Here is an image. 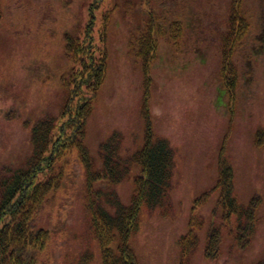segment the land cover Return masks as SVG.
Listing matches in <instances>:
<instances>
[{
  "label": "rangeland",
  "instance_id": "1",
  "mask_svg": "<svg viewBox=\"0 0 264 264\" xmlns=\"http://www.w3.org/2000/svg\"><path fill=\"white\" fill-rule=\"evenodd\" d=\"M89 42L105 70L73 101L85 97L84 156L93 173L102 172L101 143L115 131L124 159L144 146L148 124L174 148L168 202L153 210L142 204L137 229L124 232L138 264H183L180 238L192 222L187 264L264 259V0H0V108L15 104L8 118L0 111L6 181L3 165L37 164L36 149L51 148L48 132L33 145V127L62 118L85 63L77 46ZM78 142L57 151L54 177L38 189L46 200L35 199L36 217L46 239L33 264H106L98 230L115 254L123 243L105 219L118 226L117 194L130 203L141 169L135 164L114 184L108 202L99 184L105 180L88 184ZM221 155L237 198L225 204ZM91 200L105 216L93 218ZM23 210L27 220L34 214Z\"/></svg>",
  "mask_w": 264,
  "mask_h": 264
},
{
  "label": "trees",
  "instance_id": "2",
  "mask_svg": "<svg viewBox=\"0 0 264 264\" xmlns=\"http://www.w3.org/2000/svg\"><path fill=\"white\" fill-rule=\"evenodd\" d=\"M79 47V46H77ZM83 55L85 63L77 71L75 78V84L70 89V101L66 107V114L63 117L62 124L49 125L46 127L45 133L48 132V139L45 141V145L52 144L50 154L44 155L45 149L43 148L41 153H38L36 149V156L39 157V162L30 161L27 165V169L12 171L7 181H3L0 185V264H33L36 251L41 247L43 237L39 234V228H37V221L35 219L36 211L39 208L38 203H34L36 198H41L45 194L44 191L38 193L40 186L44 184L48 179L54 177V168L51 166L52 154L51 152L60 150L67 144H73L78 142V148L80 154L85 158L84 151L88 153V149L84 143V118L86 108L85 102H81L82 98L77 101H73L74 94L80 93L78 88L83 85L91 87L97 85L105 70L104 56L100 55L95 57L92 43L89 42L83 49ZM88 58V60H87ZM96 87V86H95ZM94 87V88H95ZM85 110V112H84ZM47 124V123H46ZM42 123L40 122L34 128V137L38 142V138L43 135L41 130ZM56 128H58V134L56 137ZM151 135L153 133L151 132ZM119 134L114 133L110 139L105 141L101 145V154L104 160V172L108 173L110 159H115L118 155L116 151L118 147ZM54 148V149H53ZM38 153V154H37ZM173 153L174 150L169 141L164 137H158L154 141L148 143L145 148L140 151L135 158L142 163L143 176L142 182L138 184V190L134 193V202L129 207L119 208L118 227L121 231L127 229V226L134 227V230L138 227V215L141 204H145L148 209H154L158 205L165 204L168 201L170 189L172 188L171 177L173 167ZM35 156V157H36ZM33 157L32 159H34ZM45 164V165H44ZM46 168L49 172L46 173ZM129 168V167H127ZM106 169V170H105ZM53 172V173H52ZM107 173H104V177L110 178ZM14 174V175H13ZM114 177H118V173L113 174ZM125 175L121 177L124 178ZM219 180L223 183V199L228 196H234L232 187V171L227 161L223 160L220 166ZM232 198V197H231ZM234 200V199H233ZM34 203V204H33ZM33 205L34 214L30 219L25 218L26 212L23 209L29 208ZM32 209L30 210V213ZM38 212V211H37ZM105 216L103 210L98 209L94 213L95 220L98 216ZM125 215H127V222L125 223ZM120 219V220H119ZM109 217H106V225H113ZM110 222V223H109ZM105 225V226H106ZM104 243V258L106 264H138L137 259L130 247L126 243L125 238L121 246V253L119 256L115 255L113 250L107 246L104 233L99 230ZM187 236H183L181 244L184 254H186L185 239ZM258 264H264V260Z\"/></svg>",
  "mask_w": 264,
  "mask_h": 264
},
{
  "label": "flooded vegetation",
  "instance_id": "3",
  "mask_svg": "<svg viewBox=\"0 0 264 264\" xmlns=\"http://www.w3.org/2000/svg\"><path fill=\"white\" fill-rule=\"evenodd\" d=\"M58 126V125H57Z\"/></svg>",
  "mask_w": 264,
  "mask_h": 264
}]
</instances>
